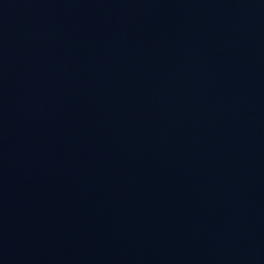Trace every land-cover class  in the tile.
Here are the masks:
<instances>
[{"label": "water", "instance_id": "water-1", "mask_svg": "<svg viewBox=\"0 0 264 264\" xmlns=\"http://www.w3.org/2000/svg\"><path fill=\"white\" fill-rule=\"evenodd\" d=\"M0 264H264V0H0Z\"/></svg>", "mask_w": 264, "mask_h": 264}]
</instances>
